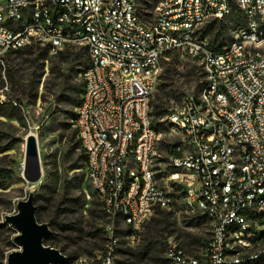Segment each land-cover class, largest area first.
<instances>
[{"label":"built area","instance_id":"1","mask_svg":"<svg viewBox=\"0 0 264 264\" xmlns=\"http://www.w3.org/2000/svg\"><path fill=\"white\" fill-rule=\"evenodd\" d=\"M234 7L243 17L235 40L212 48L201 27ZM35 42L52 54L81 48L89 59L76 128L108 221L104 248L77 264H119V231L135 245L156 213L179 201L208 220L212 236L200 257L170 240L171 264L264 261V0H165L152 26L134 0H0V71ZM179 51L202 63L207 79L163 120L173 142L160 178L153 102L166 54ZM17 169L25 173V160Z\"/></svg>","mask_w":264,"mask_h":264},{"label":"rangeland","instance_id":"2","mask_svg":"<svg viewBox=\"0 0 264 264\" xmlns=\"http://www.w3.org/2000/svg\"><path fill=\"white\" fill-rule=\"evenodd\" d=\"M134 1L142 22L147 26L154 25L165 0ZM242 24L243 17L240 10L234 7L232 15L226 20H210L203 25L199 36L206 38L212 48L222 47L235 40ZM32 45L40 48L42 55L46 57L38 64H34V67L28 65L24 67L21 59H28V54L21 55L22 51L10 54L6 61L5 74L4 71L0 73V101L3 97L5 102L17 101L18 97L13 86L14 83L20 81L19 75L23 74V68H29L27 72L35 75L33 77H37L38 81L36 98L22 96L24 126L17 119L0 116V139L5 145L15 142L13 148L5 155L9 157L7 166L13 169L14 177L17 179V183L6 191V194L0 196V224L6 225L4 232L0 233V246L12 251L19 249L15 245L18 232L5 224V217L15 214L17 203L27 199L30 192L36 193L35 205L43 223L53 220L54 210L59 204L63 205L64 209L69 208L70 200L74 210L79 213L76 223L80 222L81 228L78 227V229L82 232L69 237L68 212L56 220L52 231L57 235L58 244L56 245L59 248L66 247L69 254H78L72 262V264H77L82 258L90 257L103 249L106 243V234L100 230H104L107 224L106 219L104 220V209L87 182L86 166L83 168V173L71 169L76 163L82 164L79 159L82 147L77 145L79 148H76L75 145L79 139L72 141L69 138L71 133L66 128L69 123V112L77 115L76 107L72 108L69 104H58L60 83L63 78H70L72 85L82 93V74L88 64V55L81 48L77 51L68 47L57 54H48L44 44L35 42ZM161 68L160 86L153 102L154 126L161 133V142L158 147L160 178L169 172L167 150L173 139L170 138V131L163 121L170 114L160 117L157 115V109L172 113L182 105L187 97L199 96L207 79L204 65L182 51L174 52L173 58L164 60ZM174 78L178 84H175ZM27 115H31L34 124L27 122ZM32 131L38 138L43 169L42 178L34 184L28 183L24 178V173L17 169V165L26 159V138ZM91 210L94 211V216L91 215ZM165 212V215L157 212L145 225L137 243L131 246L134 252L139 249L138 246L144 244V235L151 228V224H155L167 230V241L154 247L166 262L168 261L166 249L170 240L174 241L189 256H204L212 236L210 223L180 201ZM91 234L99 235L91 239ZM119 236L121 249L125 250L128 247L127 229H121ZM97 244H101V247L97 248ZM259 264H264V261Z\"/></svg>","mask_w":264,"mask_h":264},{"label":"trees","instance_id":"3","mask_svg":"<svg viewBox=\"0 0 264 264\" xmlns=\"http://www.w3.org/2000/svg\"><path fill=\"white\" fill-rule=\"evenodd\" d=\"M46 53H50V50L48 47H45ZM69 49H74L77 50L80 48L77 47H68ZM84 50V49H81ZM84 53L86 51L84 50ZM28 54L29 58L25 59L22 58L21 62L24 67L28 65L29 67H34V64H38L42 59H44L46 56H43L40 48L36 46H29L25 51L21 52V55ZM87 54V53H86ZM174 56V52H169L166 54V59H171ZM87 62L89 64V59L87 58ZM87 64V67H88ZM86 67V68H87ZM28 69L23 68V74L19 75L20 76V81H17L14 83V90L16 93L17 101H8L4 102V104H0V116L7 118V119H17V121L24 126L25 119L22 117V96L25 98H36L38 96L37 93V88H38V81L37 77H33L35 75H31L30 73L27 72ZM1 73V71H0ZM84 73V72H83ZM1 76V74H0ZM175 84H178V81L176 79H173ZM61 88L59 91V100L58 104H69L70 107L74 108L78 106L81 98V94L79 92V89L75 86L72 85L70 78H63V80L60 83ZM176 86V85H175ZM164 114H170L169 111H162L160 108L157 109V115L158 116H163ZM169 116V115H168ZM67 130L71 133L69 138L74 141L79 139L78 130L76 128V115L72 114L69 112V123L66 125ZM1 137V135H0ZM15 142H10L9 144H4L3 140L0 139V196L2 194H6L5 192L8 191L14 184L17 183V179L14 177V171L13 169L8 168L7 166V161L9 159L8 155H5L8 151H10ZM76 148L80 146L82 147L81 141L79 139L78 143L75 144ZM80 163L82 162L81 165H78L76 163L74 166L71 167L72 170H78L80 173H83V168L84 166L87 165V158L86 155L83 151V148L81 150L80 156ZM79 162V161H78ZM97 197V196H96ZM100 203L101 200L97 197ZM36 204V202H35ZM103 206V204H101ZM63 205L59 204L58 207L54 210V218L53 220H50L49 226L52 229V226L58 220V218L61 215H64L65 213H69V237L75 236L77 232H82L79 231L78 227L81 228V224L76 223L77 216L79 213H77L74 208L72 202L69 200V208L64 209L62 207ZM37 209V208H36ZM67 210V211H66ZM91 215L94 216L95 213L94 211H90ZM158 214L165 215V210H159ZM103 215H104V220L106 219V222L108 221L106 214L103 210ZM198 215L202 217L199 213ZM36 216L39 221V223H43L40 220L39 217V210L37 209L36 211ZM204 218V217H203ZM206 219V218H205ZM207 220V219H206ZM208 221V220H207ZM6 225L0 224V233L4 232ZM101 232H104L103 229H100ZM143 233V231H142ZM139 237L141 236V234ZM99 234L96 235H90V238L93 239L94 237L98 236ZM144 244L141 246H138V250L134 252L131 246L128 245V247L124 249H120V263L119 264H171L170 261L168 260L167 262L161 257V253L155 251L154 247L158 244H163L165 241H167V230L160 225H155L151 224V228H149V231L145 233L144 235ZM45 244L47 246H50L52 248L60 250L64 255L68 257V260L65 264H72V262L77 258L78 254L75 253L74 255H71L67 252L66 247L64 248H59L56 244H58L57 241V235L53 233V236L46 240ZM209 245V244H208ZM105 246V245H104ZM97 248L101 247V244L96 245ZM208 248V247H207ZM102 250V249H101ZM12 252V250L7 249V248H1L0 246V264H6V258L8 254ZM263 262V261H262ZM261 263V262H259ZM256 263V264H259Z\"/></svg>","mask_w":264,"mask_h":264},{"label":"water","instance_id":"4","mask_svg":"<svg viewBox=\"0 0 264 264\" xmlns=\"http://www.w3.org/2000/svg\"><path fill=\"white\" fill-rule=\"evenodd\" d=\"M34 147L31 145L30 149ZM41 178L37 176L35 182ZM35 200L36 193L30 192L27 199L17 203L16 213L5 217V224L18 232L15 245L19 247L8 254L6 264H65L68 257L45 244L53 231L49 224L39 223Z\"/></svg>","mask_w":264,"mask_h":264},{"label":"bare ground","instance_id":"5","mask_svg":"<svg viewBox=\"0 0 264 264\" xmlns=\"http://www.w3.org/2000/svg\"><path fill=\"white\" fill-rule=\"evenodd\" d=\"M26 159L25 165L26 170L24 173V177L28 183H35V178L38 176L41 178L43 175V169L41 167V154L39 149V142L37 135L34 131H32L26 138ZM35 146L34 149H30V147Z\"/></svg>","mask_w":264,"mask_h":264}]
</instances>
